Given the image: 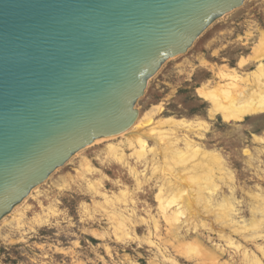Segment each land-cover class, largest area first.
Segmentation results:
<instances>
[{"label": "rangeland", "instance_id": "1", "mask_svg": "<svg viewBox=\"0 0 264 264\" xmlns=\"http://www.w3.org/2000/svg\"><path fill=\"white\" fill-rule=\"evenodd\" d=\"M261 31L264 0H245L215 20L186 52L165 61L137 100L143 118L128 135L135 147L138 139L145 140L146 154L138 159L125 138L117 136L93 142L71 156L0 220V264H173L168 258L180 264H211L205 255L197 258V253L192 261L182 258L172 245L169 224L156 197L160 188L164 198L170 197L176 184L193 193L198 188L185 171L202 174L206 160L191 154L174 159L169 152V147L186 150L187 140L214 151L221 162L212 167L218 189L204 192L211 200L210 205L206 203L210 212L201 210V202L196 204L199 218L211 223L212 229L198 226L196 230L191 222L184 223L183 216L180 234L188 229L187 235L197 236L208 249L222 253L220 262L240 264L243 251L261 256L256 246H264V237L251 238L249 232L232 230L249 223L257 204L253 195L259 194V205L264 206V114L224 121L198 92L203 86L225 84L221 73L236 71L243 76L254 70L259 59L264 60ZM170 117L186 119L191 127H169L166 119ZM109 143L124 151V163L109 157ZM225 198L234 203L233 223L228 225L216 221L217 204ZM113 211L127 221L121 224ZM38 214L42 221H36ZM255 215L264 217L261 212ZM153 219H158V231ZM220 232L231 235L241 250L227 245Z\"/></svg>", "mask_w": 264, "mask_h": 264}, {"label": "water", "instance_id": "2", "mask_svg": "<svg viewBox=\"0 0 264 264\" xmlns=\"http://www.w3.org/2000/svg\"><path fill=\"white\" fill-rule=\"evenodd\" d=\"M245 0H0V219L129 129L148 80Z\"/></svg>", "mask_w": 264, "mask_h": 264}, {"label": "bare ground", "instance_id": "3", "mask_svg": "<svg viewBox=\"0 0 264 264\" xmlns=\"http://www.w3.org/2000/svg\"><path fill=\"white\" fill-rule=\"evenodd\" d=\"M259 45L264 46V31L260 32ZM220 77L222 78L224 77L227 80V82H225V84L223 85L221 84V85H215L212 87L210 86L200 87L201 89H198V92L203 97H205L206 100H208L211 103L212 105L211 108L214 111L220 112L224 121H231V120L237 121V120H242L246 116L264 114V60H263V57L259 59L256 68L252 70L250 73H246L242 76V75H238L236 71H233L229 73H221ZM213 110H210L211 116L214 115ZM142 118L143 117L139 115L137 120L134 122V124L129 129L125 130L124 132L120 134L111 135V136L101 138V139H96L93 142H97L100 140H111V139L113 140L117 136L118 137L121 136L125 138V141L128 143L129 146L133 147L134 151L132 154H135L138 159L142 158L146 154L147 147H148L145 140L138 139L137 140L138 145H136L135 147L132 144V142H130L131 140L128 139V135H130L133 132V129L136 127V124ZM147 119H149L148 116H147ZM166 120H167L166 124L169 127H182L183 126L184 128H190L191 123H192V122L190 123V121L186 119H177L174 117L167 118ZM197 124L199 125L201 123L199 122ZM106 146H107V153L109 157L113 158L115 161L120 162V163L125 162V154L123 153L124 152L123 150H120L119 147H117V145H114L113 143H109ZM83 148H81L80 150H82ZM185 148L186 150L182 151V149H178V148L174 149V148L169 147V152L173 153L171 154V156L174 159L186 157L187 154L188 155L191 154L193 156L199 155V158L201 160H206V162H204L202 174H195L192 171V169L185 171V172H189L188 179L191 182L192 186L194 187L198 186L195 193H193L192 190L185 189L186 192L188 191V193L185 194V190H184L185 187L181 188L179 184L178 185L176 184L174 190L172 191V193H170L172 194L170 197H166V198L163 197L162 188H160L159 192L156 195L159 201V207L162 211V216L169 224V233H170L169 235H171L174 240L172 245L176 249L181 251L182 258L184 257V259L187 261H192V259L194 258V255L197 253V258L199 255H205L207 258L210 259L211 264H231L230 262H226V261L220 262L222 253H217V252H214L208 249V247L204 245L203 240L201 241L197 236H194L192 238L189 235H187L186 233L188 229L186 233L180 234V229L182 225L181 222L183 221L184 223L191 222V225L196 230L198 226L212 229L211 223H209L206 219L199 218L201 214L196 204L201 202L202 203L201 210L206 213L210 212L206 203H209L210 205L211 200L210 199L208 200L207 197H205L204 192L207 191L208 193L211 194V193H214L218 189L219 185L218 183L215 182V176H214L212 167L214 165L220 164L221 162L220 156L217 153H215L214 151L205 150L197 146L195 142H190L189 140H187L185 144ZM167 150L168 149H166V151ZM79 151H77L76 153H78ZM195 166L196 164L191 165L190 168H194ZM90 168L91 167L87 164V169L90 170ZM225 176L227 177L228 180H231V181L233 180V178L230 175H225ZM205 178L207 180L203 183V179ZM219 178L223 179V176H219ZM38 186L39 184L35 186L30 191V193ZM186 188L189 189L188 187ZM182 193H184V195H182ZM253 197L256 198L257 204L254 205V207L252 208L253 216L251 217L249 223L238 224V226L235 227L232 231L236 233L249 232L251 234L250 235L251 238H256L259 236L264 237V233H262L263 225H264V217L258 218L256 217L257 215H255V213L257 212H261V214H264V206L261 207V205H259L262 197H260L259 194L253 195ZM25 198L23 200H25ZM23 200L19 202L18 204H16L9 213L11 214V212L14 211L15 208L23 202ZM106 200L108 201L110 199L106 197ZM172 204H174L173 206L174 209H172L169 212L167 208L171 206ZM233 204L234 203H232L230 198H225L224 201L218 203L217 209L219 211L216 214V221L223 222V223L226 222V225L233 223V220L231 219V216H230L231 213L234 211ZM5 216L3 218H5ZM112 216L117 217L121 224L127 221L125 218H123L122 214L116 213L114 211H113ZM183 216L185 218L182 221ZM197 218L199 219V222L196 223L195 221ZM35 219L37 222H39V221H42L44 218L42 217V215L38 214L35 216ZM153 222H154L155 230L158 231L159 230L158 219H153ZM124 226L125 225L121 227H124ZM128 234L129 233H127V235ZM220 234L223 235V237H225L227 245L233 246L234 248L241 250L240 249L241 245L235 244V241L232 239L231 235H225L224 233H221V232L219 233V235ZM150 243H153V242H150ZM256 247L259 250L261 256L257 255L256 253L247 254L246 251H243L242 253L243 258L241 259L240 264H264V246H261L260 244H258ZM165 255L166 254L163 253V256ZM168 260H170L173 264H180L174 258H168ZM135 264H138V263H135Z\"/></svg>", "mask_w": 264, "mask_h": 264}]
</instances>
